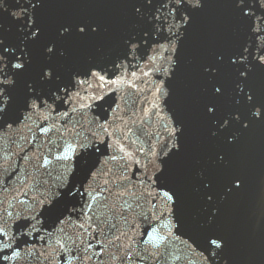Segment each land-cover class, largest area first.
<instances>
[{
  "label": "snow or ice",
  "instance_id": "6c2138e0",
  "mask_svg": "<svg viewBox=\"0 0 264 264\" xmlns=\"http://www.w3.org/2000/svg\"><path fill=\"white\" fill-rule=\"evenodd\" d=\"M24 2L10 12L11 38L0 25V264H231L229 239L213 225L247 188L229 150L264 125V0H226L235 43L197 65L201 117L209 140L222 145L210 160L221 175L195 174L197 234L188 231L174 173L186 123L172 99L192 63L182 48L197 16L215 5H97L121 9L126 26L114 52L100 46L75 64L69 45L103 41L111 25L68 17L51 30L47 10L76 5Z\"/></svg>",
  "mask_w": 264,
  "mask_h": 264
},
{
  "label": "water",
  "instance_id": "95a60500",
  "mask_svg": "<svg viewBox=\"0 0 264 264\" xmlns=\"http://www.w3.org/2000/svg\"><path fill=\"white\" fill-rule=\"evenodd\" d=\"M63 2L76 6L48 9L44 20L51 30H54L59 20L68 17H92L111 25L109 36L103 41L71 43L69 47L72 49L73 63L83 64L88 57L96 55V49L100 46L107 52L115 51V44L126 26V20L121 9L97 5L114 4L119 0ZM210 2L215 6L197 16L191 38L182 48V56L189 58L192 63L178 75L172 99L173 107L186 123V132L182 137L185 152L176 162L174 173L183 190V214L190 234L199 232V225L192 221V217L200 213L202 203L193 190L198 182L196 172L206 169V174L212 177L218 178L221 175L218 170L210 167V160L221 150L222 145L209 140L208 125L201 117L203 105L207 101L202 95L205 82L198 75L197 65L214 51L227 49L235 43L228 9L221 6L226 0ZM34 55H38V52ZM257 80L264 81V74H258ZM224 109L231 110L227 101ZM229 158L231 170L246 177L247 188L223 208L213 230L228 237L226 255L230 257L231 264H264V125H257L244 134L240 143L229 150ZM174 244L182 247L179 240L174 241Z\"/></svg>",
  "mask_w": 264,
  "mask_h": 264
}]
</instances>
